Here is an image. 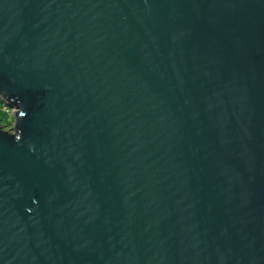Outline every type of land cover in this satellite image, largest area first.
Segmentation results:
<instances>
[{
    "label": "water",
    "instance_id": "obj_1",
    "mask_svg": "<svg viewBox=\"0 0 264 264\" xmlns=\"http://www.w3.org/2000/svg\"><path fill=\"white\" fill-rule=\"evenodd\" d=\"M0 264H264V0H0Z\"/></svg>",
    "mask_w": 264,
    "mask_h": 264
},
{
    "label": "rangeland",
    "instance_id": "obj_2",
    "mask_svg": "<svg viewBox=\"0 0 264 264\" xmlns=\"http://www.w3.org/2000/svg\"><path fill=\"white\" fill-rule=\"evenodd\" d=\"M14 111L12 109L4 107V113L0 115V126L6 131L12 133L13 129V119L11 117Z\"/></svg>",
    "mask_w": 264,
    "mask_h": 264
},
{
    "label": "trees",
    "instance_id": "obj_3",
    "mask_svg": "<svg viewBox=\"0 0 264 264\" xmlns=\"http://www.w3.org/2000/svg\"><path fill=\"white\" fill-rule=\"evenodd\" d=\"M2 113H4V105L0 101V115H2Z\"/></svg>",
    "mask_w": 264,
    "mask_h": 264
}]
</instances>
